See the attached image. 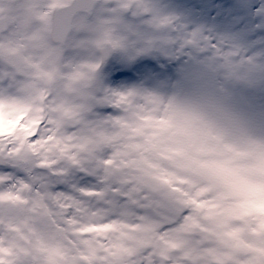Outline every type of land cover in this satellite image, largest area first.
<instances>
[{
    "label": "snow or ice",
    "instance_id": "6c2138e0",
    "mask_svg": "<svg viewBox=\"0 0 264 264\" xmlns=\"http://www.w3.org/2000/svg\"><path fill=\"white\" fill-rule=\"evenodd\" d=\"M189 63L264 72V0H0V264H264V137Z\"/></svg>",
    "mask_w": 264,
    "mask_h": 264
},
{
    "label": "clouds",
    "instance_id": "9594fccd",
    "mask_svg": "<svg viewBox=\"0 0 264 264\" xmlns=\"http://www.w3.org/2000/svg\"><path fill=\"white\" fill-rule=\"evenodd\" d=\"M166 73L179 103L194 107L217 124L264 137V72L238 76L195 63L174 64Z\"/></svg>",
    "mask_w": 264,
    "mask_h": 264
}]
</instances>
